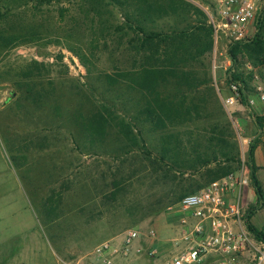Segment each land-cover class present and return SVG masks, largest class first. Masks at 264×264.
<instances>
[{
  "label": "rangeland",
  "instance_id": "374dc122",
  "mask_svg": "<svg viewBox=\"0 0 264 264\" xmlns=\"http://www.w3.org/2000/svg\"><path fill=\"white\" fill-rule=\"evenodd\" d=\"M137 12L148 32L202 20L178 0H0V264L79 260L129 230L140 233L133 246L142 252L127 264H163L166 208L236 169L249 144L264 145V103L225 112V60L213 57V43L200 56L201 42L186 48L155 88L179 113L141 112L145 97L125 93L121 76L143 62L124 24ZM258 59L248 61L257 68ZM248 61L240 58L246 76ZM98 114L112 120L103 130L90 125ZM119 120L140 136L125 137ZM249 194L248 208L251 186ZM252 223L264 230V210ZM154 247L162 253L148 257Z\"/></svg>",
  "mask_w": 264,
  "mask_h": 264
},
{
  "label": "built area",
  "instance_id": "2783aa9c",
  "mask_svg": "<svg viewBox=\"0 0 264 264\" xmlns=\"http://www.w3.org/2000/svg\"><path fill=\"white\" fill-rule=\"evenodd\" d=\"M182 1L202 12L211 31L213 57L225 60L226 72L231 67L229 46L254 37L264 14V0ZM245 69L252 74L254 97H249L239 83L227 86L222 106L229 117L239 107L264 103V84L256 72L264 75V59L257 68L246 62ZM249 188V169L241 160L234 171L168 206L165 212L172 235L161 243L167 255L163 264H264V239L255 236L245 223ZM139 237V232L129 230L121 240L102 242L79 260L58 259L56 264H127L142 252L140 246H133ZM147 237L155 241V231L150 229ZM160 253L154 247L146 254L156 257Z\"/></svg>",
  "mask_w": 264,
  "mask_h": 264
},
{
  "label": "trees",
  "instance_id": "16d2710c",
  "mask_svg": "<svg viewBox=\"0 0 264 264\" xmlns=\"http://www.w3.org/2000/svg\"><path fill=\"white\" fill-rule=\"evenodd\" d=\"M178 1L193 9L198 16H202V20H200V26L192 28L191 30H183L182 32H173L171 34L153 31L148 32V28L144 24L146 22V20L144 19L146 18H144L139 12H137L136 14H124V24L133 32L135 37L134 41L137 44V46L133 47V49H135L137 53L141 54V60H143V62L140 63V68L138 70L134 72H127L121 75L123 78L128 79L129 81V84L124 86V92L130 93L131 91H136V89L141 91V94L143 98L145 97L146 101V104L142 107L141 112L145 114H152L153 112H159L160 114L179 113L177 112V110L174 111V109L172 108L173 106H166L167 104L163 99L159 97L155 88L158 83H160V80H163L164 73L173 74V72H171L166 67H168V65H172L177 56L185 54L186 48L191 46L193 47L194 45L195 48H199V45L197 44L201 42L202 50L196 53L199 56L206 50L211 49V31L205 25L202 12L187 2H184L182 0ZM227 55L231 61V67L226 71L227 77L225 81L227 86H229L231 83H239L244 87L246 92H248L246 80L248 78L251 79L252 74L249 72V74L246 76L243 72V69L242 71H240L239 67L241 65L244 66L243 62L240 63V58L246 59L247 61L248 59L254 60L252 65L257 66V62L259 63L258 58L264 55V14H262V19L259 20L258 29L254 37L249 41L230 45L227 50ZM105 79L107 80V84L110 89H113L116 84L114 78L107 75ZM144 93H147V95ZM151 100L155 105V110L153 109ZM241 101L244 104L246 103L245 95H243ZM113 107L114 106L111 105V108ZM103 110L107 112L108 115L111 113L107 108H103ZM111 121L112 120L106 118L104 115L98 114L96 118H93V125L92 123L90 125L91 127L103 130L105 126L109 125ZM155 121L156 123H162V119L159 116ZM116 126L118 127L119 131L124 134L125 137L133 136L134 132L136 135L140 136V132L135 129V125L131 121L125 122L124 120H119ZM256 146L257 145L255 143L249 144L246 153L245 163L249 169L250 186L255 195L256 203L254 206H250L247 209L245 223L247 225V228L251 232H253L255 236L264 239V232L255 228L251 223L252 216L258 210L264 207V191H262L261 185L257 180V167L254 162V151L256 149ZM226 160L231 161V159L228 157H226ZM234 170L235 169H231L227 170L226 172H222V176L220 177H223ZM220 177L216 179H219ZM200 188H198L197 190H199ZM197 190H194L192 192H195Z\"/></svg>",
  "mask_w": 264,
  "mask_h": 264
},
{
  "label": "crops",
  "instance_id": "0c3cea01",
  "mask_svg": "<svg viewBox=\"0 0 264 264\" xmlns=\"http://www.w3.org/2000/svg\"><path fill=\"white\" fill-rule=\"evenodd\" d=\"M261 131V130H260ZM254 162H255V165L257 167V171H256V177H257V180L258 182L260 183V185H264V145L262 144H259L256 146V149L254 151ZM262 182V183H261ZM262 188V191H264V186H261ZM261 210H264V207H262L260 210H258L257 212L261 211ZM256 212V213H257ZM255 213V214H256ZM254 214V215H255ZM254 215L252 216L251 218V223H252V219L254 217ZM253 224V223H252ZM254 225V224H253ZM255 228H257L255 225H254ZM258 229V228H257ZM262 232H264V230H261V229H258ZM172 232V230H171ZM122 262L120 261V264Z\"/></svg>",
  "mask_w": 264,
  "mask_h": 264
}]
</instances>
